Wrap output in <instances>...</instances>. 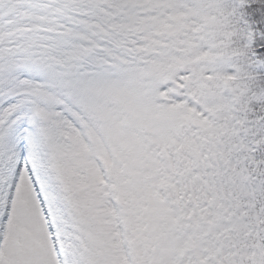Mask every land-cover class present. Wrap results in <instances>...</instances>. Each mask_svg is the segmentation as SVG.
I'll return each mask as SVG.
<instances>
[{"label":"snow or ice","instance_id":"1","mask_svg":"<svg viewBox=\"0 0 264 264\" xmlns=\"http://www.w3.org/2000/svg\"><path fill=\"white\" fill-rule=\"evenodd\" d=\"M0 264H264V0H0Z\"/></svg>","mask_w":264,"mask_h":264}]
</instances>
